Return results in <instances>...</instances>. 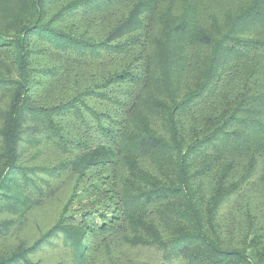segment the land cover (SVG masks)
Returning <instances> with one entry per match:
<instances>
[{"label": "trees", "instance_id": "trees-1", "mask_svg": "<svg viewBox=\"0 0 264 264\" xmlns=\"http://www.w3.org/2000/svg\"><path fill=\"white\" fill-rule=\"evenodd\" d=\"M200 2L0 0V214L71 190L0 264H264V0Z\"/></svg>", "mask_w": 264, "mask_h": 264}, {"label": "rangeland", "instance_id": "rangeland-1", "mask_svg": "<svg viewBox=\"0 0 264 264\" xmlns=\"http://www.w3.org/2000/svg\"><path fill=\"white\" fill-rule=\"evenodd\" d=\"M249 0H201L199 4V19L207 27L211 26V16L220 15L222 16L225 12H231L236 9L239 5L247 3ZM179 5H176V7ZM178 8V7H177ZM157 21L155 26H157ZM155 29V28H154ZM187 82V79H185ZM1 125V119H0ZM1 145V141H0ZM31 153L26 156L27 160H30ZM40 159L37 162L44 164H55L61 157L59 154L50 150L49 148H44L42 154H40ZM26 162V163H25ZM31 161L27 162L22 160L24 164H33ZM70 185H65L60 189L59 195L53 197L42 206H36L32 210L25 212V215H13L11 213L2 212L0 214V227L2 228V223L4 221L14 219L15 223L9 227L7 231L4 229L0 230V249L7 250L14 248L16 249L20 244H30L35 240L42 232L52 226L58 219L59 215L63 209V205L66 202L70 189ZM10 252V251H9ZM38 256L48 257V258H62L65 254L61 253L60 250L56 249L50 252L43 251Z\"/></svg>", "mask_w": 264, "mask_h": 264}]
</instances>
